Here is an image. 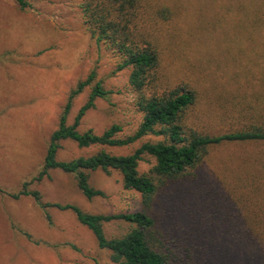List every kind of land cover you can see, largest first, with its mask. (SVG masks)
I'll return each instance as SVG.
<instances>
[{
	"label": "rangeland",
	"instance_id": "rangeland-1",
	"mask_svg": "<svg viewBox=\"0 0 264 264\" xmlns=\"http://www.w3.org/2000/svg\"><path fill=\"white\" fill-rule=\"evenodd\" d=\"M25 1L21 9L16 0H0V264H113L71 211L48 207L47 221L31 196L12 195L26 183L42 203H71L91 214L141 210L140 194L125 189L114 170L89 173V184L104 193L90 200L73 174L51 169L48 177L35 179L65 104L90 73L93 80L71 99L67 124L98 82L108 94L93 100L78 129L101 134L117 124L120 137L136 130L142 117L128 85L130 68L119 70V56L91 38L82 0ZM136 21L158 51L162 84L194 91L184 115L191 129L216 136L264 126V0H143ZM160 139L150 135L126 146L87 148L64 140L57 159L101 148L124 155ZM207 151L189 177L167 184L152 204L164 234L199 248L202 264L216 258L228 264L232 248L219 241L222 234L212 242L211 235L229 228L264 231V141L223 142ZM153 164L144 155L139 173ZM103 228L111 238L130 225L113 220ZM250 262L255 260L238 257L230 264Z\"/></svg>",
	"mask_w": 264,
	"mask_h": 264
},
{
	"label": "trees",
	"instance_id": "trees-1",
	"mask_svg": "<svg viewBox=\"0 0 264 264\" xmlns=\"http://www.w3.org/2000/svg\"><path fill=\"white\" fill-rule=\"evenodd\" d=\"M16 2L21 9L27 6L25 0ZM142 3L143 0H82L80 5L84 24L91 38L97 45L105 44L119 56V70L130 68L128 85L135 94L134 106L142 117L138 127L125 137L119 136L121 127L117 124L110 125L101 134L78 129L80 119L92 106L93 100L97 97L106 98L108 94L98 82L92 86L88 101L80 107L73 123L67 124L71 99L93 80L94 73H90L84 81L77 84L65 104L58 126L49 136L42 167L35 178L40 180L48 177L51 169L73 174L77 188L90 200L102 197L104 193L89 184V173L96 170L109 173L114 170L121 175L125 189L140 194L141 210L91 214L71 203H42L39 192L26 189V183L12 197L31 196L44 211L47 221L48 207L71 211L77 221L92 232L97 246L109 251V260L113 264H202V257H198L196 250L199 248L172 240L161 231L160 219L154 212L152 203L167 184L178 178L189 177V172L202 160L210 146L230 141H264V126L209 136L198 133L186 124L185 111L194 103L195 93L187 85L162 84L157 74L158 51L145 31L137 26L136 20ZM150 135L161 139L142 142L128 154H112L101 148L87 156L57 159L60 143L64 140L73 141L78 148L93 145L126 146ZM144 155L152 157L154 164L147 173H139L138 164ZM113 220H122L130 228L119 237L107 238L103 225ZM231 224H235V221ZM218 234L223 235L219 241L227 240L232 248L226 251L228 264L238 257L241 260L245 257L255 260L248 264L264 260V231L251 227L229 228L223 233L211 235L210 241ZM210 263L222 264L217 258Z\"/></svg>",
	"mask_w": 264,
	"mask_h": 264
}]
</instances>
